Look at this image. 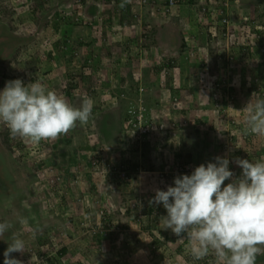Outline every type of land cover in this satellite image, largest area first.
I'll list each match as a JSON object with an SVG mask.
<instances>
[{
  "label": "rangeland",
  "instance_id": "1",
  "mask_svg": "<svg viewBox=\"0 0 264 264\" xmlns=\"http://www.w3.org/2000/svg\"><path fill=\"white\" fill-rule=\"evenodd\" d=\"M41 1L42 11L35 7L34 0H0V90H3L9 80L21 79L25 84L39 80L47 88L64 96L74 106V102L79 103L78 99L81 101L86 94L93 102L99 100L102 108L118 102L114 95H119L118 98L124 100V94L129 101V95L123 88L120 89L123 83L121 81L126 78L127 72L137 76L146 68V71L150 70L151 67L146 66L140 71L137 61H142V51L151 54L152 43H148L145 37H130L122 24L112 29L111 24L104 21L106 15H103L101 10L92 15L89 12L90 7L86 9V6L94 0H85L79 6L74 3L76 0ZM194 1L192 3V0H188L183 5H187L188 11H191L189 16L196 20L189 19L188 23L179 24L181 30L175 26L174 28L182 34L184 29L188 28L189 38L195 40L191 42L192 45L197 46L199 52H203L205 43L208 42L206 39H209L210 27L204 20L206 11L204 15L201 14V6L206 4L204 9L210 10L211 4L214 6L217 2L216 6H219L220 3L219 0L213 3H210L211 0H199L201 3ZM227 5L228 16L221 15V19L224 17L228 22L226 29L216 33V38L211 39L209 44L221 51L225 50V47L231 50V46L235 44L245 47L242 55L235 54V58L240 59L241 65L238 67L243 68H240L243 75L246 73L245 67L250 69L246 65L247 62L260 60L259 51L254 57H251L250 53L247 54L250 43H247L246 38L249 40L247 36L252 32L250 24L255 26L257 22L264 26V0H250L247 5L243 4V0H228ZM235 12H238L236 17ZM56 13L65 14L66 17L57 22L58 28L54 29L52 24ZM32 14H35V17ZM138 14L142 18L144 10H139ZM201 15L202 17H199ZM245 16V24L240 23V26H237L235 18L239 17L241 21ZM191 34L193 36L190 37ZM254 38L252 37V40ZM234 50L232 52L235 53L237 48ZM229 52L231 51L227 50L222 53ZM166 55L167 52L163 56ZM157 59L160 61L162 58ZM211 59L208 58L209 61ZM146 64L147 62L143 66ZM252 69L244 76L248 77L247 81H254L258 85L264 73L263 65L261 70ZM151 72L153 73V70H150ZM145 73L143 72L142 76ZM80 74L84 77L73 78ZM70 76L72 77L69 78ZM200 78L202 77L199 76L197 81L195 79L199 91L203 95L209 91L210 98L214 99L216 92L208 86L207 76ZM154 81L158 79H152V82ZM144 82L143 79L141 83ZM129 87L131 88L130 85ZM249 92L250 97L244 96V90L235 93L229 109L219 113L223 116L219 119L223 129L219 137L227 148L225 156L230 158L229 169L234 172L235 177L242 173V169L233 162L235 158L253 162L264 158V138L245 135L237 127L242 116H238L236 103L244 100L248 104L250 100L254 102L257 97H264V82L262 90ZM127 100H124L126 105ZM210 102H207L209 106ZM219 106L223 108L221 104ZM97 108L98 111L101 110L100 107ZM204 111V117L207 119V105ZM169 116L167 118L170 119ZM93 119L94 117H91L86 125L77 126L57 140L41 141L39 144L13 137L7 126L0 123V222L12 223L10 230H15V236L25 241L26 249L23 253H12V256L21 260L22 264H216L212 255L203 260H193L187 252L186 239H179L170 229H161L162 217L167 215L166 209L162 204L150 202L157 188L167 190L169 185L174 186L171 178H158L156 169L161 170L159 173L165 172V175L176 177L179 174H176V170L181 166L189 163L190 175L195 167L205 164V159H202L205 151H200L201 142L194 137L196 132L187 128L177 134L172 130L164 132L152 122L149 129L153 133L147 131L138 134L128 128L130 130L109 139L108 143L106 136L101 131H96L97 126L92 123ZM85 137H88L86 146L82 141ZM182 138L186 140L188 147L186 142L185 146L181 147ZM63 146H66L67 150L77 148L76 154L61 156L59 151L63 152ZM214 149L213 153L217 156L218 153H223L219 152L216 146ZM83 155L88 157L80 158ZM96 155L110 160V166L102 165L99 159L94 158ZM148 160L155 162L156 167H151ZM132 163L137 166L133 167ZM112 164L118 168L115 174L110 172ZM107 174L115 177L113 188L107 186L106 189V183L103 184L101 180L105 177L103 175ZM114 177L110 178L113 180ZM93 181L101 183L102 196L91 192ZM22 184L24 188L19 189ZM150 205L160 208L155 211L156 222L153 219L155 214H143ZM86 208L88 211H85ZM35 209L37 213L34 218ZM101 209L102 213L99 212ZM138 217L144 224H149V227L142 229L135 221ZM37 220L44 222L42 227L37 224ZM94 223H98L96 225L99 229L103 227L101 230H105V233H93L96 226ZM34 227L40 228L42 243L37 241L39 235L34 234ZM41 229L47 239H43ZM164 231L167 238L163 237ZM114 232H119L118 236L107 243L109 235ZM153 239L159 240L162 249L160 256H155L152 246L150 247ZM124 240L130 242L127 247L132 246L130 257L127 259L121 257L125 248ZM1 243L4 244L2 249L8 247L6 240ZM261 260L257 263L264 264ZM0 264H4V261Z\"/></svg>",
  "mask_w": 264,
  "mask_h": 264
},
{
  "label": "clouds",
  "instance_id": "2",
  "mask_svg": "<svg viewBox=\"0 0 264 264\" xmlns=\"http://www.w3.org/2000/svg\"><path fill=\"white\" fill-rule=\"evenodd\" d=\"M187 1L178 0L169 6V0H163L159 8L163 15H167L174 7ZM153 2L155 5L157 1L145 0L137 5V13ZM92 3L101 11L104 10L101 0ZM201 14L205 12L201 11ZM137 15L139 18H134V23L139 24V35L146 38L153 27L148 24L141 26V17ZM204 20L210 27V15L205 14ZM143 29L150 32L144 34ZM138 89L137 96L129 101L122 93L127 100L125 110L129 116L123 123V133L130 130L128 128L138 134L145 133L137 127L136 116L140 112L143 113L144 125L149 127L155 122V127L164 132L172 130L177 134L193 124L192 120L182 114L174 121L155 117L146 106L143 88L139 86ZM139 105L143 110H139ZM93 107L94 102L90 97L83 96L77 107L39 80L27 84L21 79L9 80L0 90V123L7 126L13 137H20L32 144L57 140L77 126L86 125L92 117ZM128 121L131 123L126 126ZM242 123L245 135L264 138V97H257L254 102L250 100L244 108ZM198 126L201 130L202 126ZM148 132L153 133L150 129ZM233 162L242 169L239 177H235L229 169L230 161L226 156H217L215 162L200 164L190 175L182 173L176 177L171 176L174 186L169 185L167 190L157 188L150 201L162 204L166 209L167 215L162 217L161 229H170L179 239H186L187 252L193 260H203L212 255L216 264H256L257 257L264 255V158L254 162L235 158ZM111 167L118 169L115 164ZM103 176L101 180L103 184L106 183L105 188H113L112 183H108V180L106 182V175ZM226 180L230 182L225 184ZM12 227L11 222H0V236ZM25 251V241L14 235L4 251V264H22L12 253Z\"/></svg>",
  "mask_w": 264,
  "mask_h": 264
},
{
  "label": "crops",
  "instance_id": "3",
  "mask_svg": "<svg viewBox=\"0 0 264 264\" xmlns=\"http://www.w3.org/2000/svg\"><path fill=\"white\" fill-rule=\"evenodd\" d=\"M154 1H157L155 5L153 2L152 5H148L144 8V16H142L140 22L141 26H145L146 24H148L151 25V27H153L156 30L155 31L152 28L151 33H149L146 36V40L148 41V43H152L151 45L153 46L152 47L153 51H151V54L148 53L147 51L145 52L142 51V54L140 56L142 57V61H137L139 62V64H137L138 65L137 68L140 71L146 66H148L151 67L150 70H153L154 74L152 72L150 73V70L146 71L147 68L143 71L146 72L143 76H142L143 72L137 76L133 73L130 74L129 72H127L128 74L126 78H123V80L121 81V83L122 82L123 83L121 84L122 86L120 87V89L123 88V90L126 91V93L129 95V99H132L134 96H137V94L139 93L138 87L141 86L143 88L142 94L144 96L146 106L148 107L149 110H152V112L156 115L155 117L158 118L162 117L164 120H168L169 118H167V116L170 115L169 117L171 121H174L177 117H179L182 114L187 116L190 120L193 119L192 120L193 124H190L189 126H195V127L197 126L196 129H198L199 128L198 125L202 127H204L205 125V128L201 127V130L205 132V139L209 144L214 145V147L211 150L212 151L211 154L205 152V156H202V159H205V165H206L207 162L209 161L212 162L215 161V157H217V154L213 153V151L215 150L214 149L215 146L217 150H219V152L220 151L223 152V153H218V156H221V154L225 156V151L227 148L225 147L224 143L221 141V138L219 137L220 133H222L221 130H223L220 127V123L222 121L219 119H222L223 116H221L219 113H223L226 110H228L230 104H232V101H230V103H226L225 101L224 102L217 101L216 103L213 99L210 98L211 94L209 91L207 93H204V95L201 94L202 92L199 91L195 79L197 81L199 80L200 75L204 77L205 74L208 79L207 80L209 83L208 86L211 87L212 77L211 75H209L208 70L212 65V61H209L210 59L208 60V58L209 57L211 58V55L225 52L227 50L231 52L235 51L234 49H236L238 46H236V44L235 46H231V50H229V48L226 47L225 50L222 49V51L216 50L214 49L215 46L213 44L212 45L209 44L211 43V39H206L208 42L205 43L206 44L205 50L203 52H199L197 46H193L191 43L193 41L195 42V40L189 38L190 30H188V28L184 29L183 31L184 34L178 33V30L174 28V26L178 27L179 24L188 23L187 21H189V19L196 20V18H191V16H189V14H191V11H188L187 5L180 4L179 6L174 7L169 14L163 15L159 8L162 0H154ZM193 2L195 1L192 0V3ZM249 2L250 0L249 1L243 0V4L245 5H247ZM253 2H258V0H253ZM199 3L201 2L199 1ZM253 9L254 7H252L251 10ZM120 13L122 12L120 11L117 14L113 12V14L109 17L110 18L109 24H111L112 29H114L115 26L117 27L120 24L119 22ZM235 13H236L235 14L236 17V15H238L237 14L238 12ZM235 21L236 23H238L237 26H240V23H242L239 17H237V19L235 18ZM133 22L132 25L126 26L125 29L126 33H128V35L132 38L135 36L141 37L139 35L140 33L139 24H135ZM249 28L251 29L252 32L251 34L249 33L247 36L249 37V40L248 38H246L247 43H250V45L248 46L249 52L247 54L250 53V56L254 57V55L257 56L258 54V50H257L258 48L256 43L257 39L255 40V38H257V36L264 35L263 34L264 26L263 24H261V29L257 31L254 29V25L252 26L250 24ZM179 29L181 30L182 28ZM185 36H188V38H185ZM191 36H193V34H191L190 37ZM252 37H255L254 40H252ZM187 49H189L192 53H190V51ZM166 52L167 55L163 56L165 55ZM253 52L255 54H253ZM236 53H238V50L235 52V54ZM157 57L159 59L161 57L162 59L158 61ZM184 58H190V59H184ZM259 59L260 60L256 62L250 60V62H247L248 64L246 65H248L250 69L254 67L255 69H252V71L261 70L260 68L262 67V65L264 68V58L260 56ZM146 62L147 64L143 66V64H145ZM242 63L244 64L245 62ZM239 65H241L240 59L239 62L236 61V64L233 68L235 70L234 74L236 75V77L240 79V81L234 84L235 89L231 90V95L233 96L235 95V93L238 94L237 92L240 91L241 88L246 87L248 82L247 81L248 77L246 78L244 75H246V73L250 69L243 66L246 69V73L242 75L240 72L241 71L240 68L242 67H238ZM143 79L145 81L143 83L144 85L141 83ZM152 79L153 80L158 79V81L152 82ZM201 81L202 80H200V82ZM129 85L131 86V88L129 87ZM243 90L245 91V89ZM86 96L88 95L86 94ZM109 96L112 97V95ZM124 100L118 102L117 104H111L107 108H102V105L101 103H99V100L98 101L94 100V107L92 109V117H94V119L92 120V123L96 124L97 126L96 131L98 132L101 131L103 135L106 136V139H108L107 141L108 143H110L109 141L111 139H114L116 135L122 134L124 132L123 125L121 123V118L125 114V107H126V102ZM208 100L211 101L210 106L207 104ZM78 102L79 103L74 102L76 104L75 106L80 105L81 102L80 99H78ZM220 104L223 106V108L219 106ZM205 105H207L208 114H209L208 117H206L207 119H205L203 113V111L205 110ZM236 105L237 108L239 109L238 116L239 115L243 116L244 108L247 106V103H245L244 100H242L239 103H236ZM218 106L220 107L221 110H223V112H217ZM97 107H100L101 110L98 111ZM225 117L226 114H224V118ZM239 122L240 124H242L241 130L243 131L242 119H240ZM93 136H95V134ZM189 136H191V134H189ZM195 136L196 135L194 133V137ZM86 138L88 137L83 138L85 141L82 140L83 145L85 146H86L85 142H87ZM94 139L95 137L93 138V140ZM183 139L184 138H182V140ZM173 146L178 148V146L176 145ZM173 154H177V153H173ZM228 159L230 160V158ZM237 173L239 174V172ZM228 182L230 181L226 180L225 184H227ZM20 188L21 189L24 188V185H21L19 189ZM259 257L260 260L262 259L261 261L263 263L264 255L261 256L259 255ZM257 260L260 261L259 259ZM256 264L259 263L256 262Z\"/></svg>",
  "mask_w": 264,
  "mask_h": 264
},
{
  "label": "trees",
  "instance_id": "4",
  "mask_svg": "<svg viewBox=\"0 0 264 264\" xmlns=\"http://www.w3.org/2000/svg\"><path fill=\"white\" fill-rule=\"evenodd\" d=\"M35 2V7H37L39 10L41 9V11L43 10L42 7H43V1L41 0H34ZM85 0H76L74 3H76V6H79V5H82V3H84ZM164 2H167V0H164ZM228 2V0H227ZM210 3H212V1H210ZM221 4L219 6L216 7V19L215 17L213 18L214 21H215V32L216 33H219V32H222V30H225L226 27H225V24L221 23L220 20H221V15L222 16H228V12L227 11V6H222L220 7ZM90 7V8H89ZM205 7H206V4H205ZM89 8V12H91L92 15H94L96 12H99L100 9L98 6L95 5V3H91L89 5L86 6V9ZM34 9H32V12L34 13L33 11ZM122 12L120 13V19H119V22L120 24L124 25V26H130L132 25V22L134 21V15L133 13L131 12L130 10V4L127 2V0H105L104 1V10H102L101 12L103 13V15H106L105 18H104V21L107 22V24H109L110 22V16L112 15L111 13L114 12V13H118V12ZM231 11V10H230ZM35 15V14H34ZM33 14L32 16L35 17ZM65 14H60V13H56L54 14V22L52 24V26H54V29H57L58 25H57V22L65 19ZM242 23H244V18L241 19ZM134 23V22H133ZM234 31V29H232ZM256 31L258 29H255ZM259 34V33H258ZM208 38L209 39H214L216 38V35L212 36L211 33L209 32L208 34ZM263 37L264 35H260V36H257V40H256V43L259 44V48H258V51L260 52L261 56L264 58V40H263ZM255 43V44H256ZM243 47L241 44H238V47H237V50H238V54L239 56L242 55L244 53L243 51ZM237 54V53H236ZM211 61H212V65L210 67V69L208 70V73L209 75H211L212 77V80H211V87L214 88L215 92H216V97L213 99L216 103L217 101L218 102H226V103H230V101H232L233 99V95H231V90H234V84L237 83V80L240 81V79L238 77H236V75L234 74V66L236 64V61L239 62V58H235V53L233 52H229V53H216L214 55H211ZM217 65H218V68H217ZM264 70V68H263ZM207 73V75H208ZM72 76H70L69 78H71ZM80 78V77H84V75L82 76V74H80L79 76H75L73 78ZM263 82H264V73L263 75L260 77V83L257 85L254 81H248L247 84H250L248 87H244V88H241V90L245 89V96L247 97L248 95H250V90H253V91H260L262 90V85H263ZM252 84V85H251ZM247 86V85H246ZM247 88V89H246ZM240 90V91H241ZM238 91V93L240 92ZM242 94V93H241ZM117 97V101L120 102L122 101V99L118 96L119 95H114ZM117 102V103H118ZM116 103V104H117ZM217 111L218 112H223L220 107L217 108ZM129 116H127L126 114V110H125V114L124 116L121 118V123L123 125V123L128 119ZM241 126L242 124H239L237 125L238 128L241 129ZM188 130H193L195 131V137L197 139L200 140L201 142V146L199 147L200 148V151H205V152H208L209 154L212 153V148L214 147L213 144H209L206 139H205V132L202 131V130H199V129H196L195 126H189L187 127ZM188 132V131H187ZM116 138V136H115ZM66 141V139L64 140ZM63 141V142H64ZM185 142L186 140L183 139L182 143H181V147L183 148V146H185ZM67 143V141L65 142ZM68 145V144H67ZM213 145V146H211ZM186 146L188 147V143L186 142ZM66 146H63L61 149L63 150L62 151H59L60 152V155L61 156H65L67 154V156H71V155H75L76 154V150L77 148H71L70 150H67L65 148ZM71 152L72 154H69V152ZM74 156H72L73 158ZM85 157H88L86 155H83V156H80V158L82 159H85ZM74 158L77 159V157L75 156ZM94 158H96L102 165L104 164V166H110V160L106 159V158H103L101 156H94ZM150 161V160H148ZM184 164H186L184 162ZM132 165L134 167H136L137 165H134L132 163ZM131 165V166H132ZM149 165L151 167H154L155 165V162H149ZM112 169L110 170V172L112 174H115L118 169H114L113 167H111ZM161 170L160 169H156L155 173L158 174V178H170L171 175H165V172H161L159 173ZM106 175V182L108 180V183H112L114 180H115V177L114 175ZM110 177H114L113 180L112 178ZM23 185V184H22ZM101 188V189H99ZM91 192L93 193H96V194H99V196H102L103 193L101 192L102 191V185L101 183L100 184H97V181H93L92 183V187H91ZM162 207V205H161ZM156 209H160L159 207H156V206H148L143 212L144 215L147 214V215H150L151 213L154 215L155 214V211ZM85 211H88V208H86ZM36 213H37V210L35 209L34 212H33V216L35 218L36 216ZM156 214L154 215L153 219L154 221L156 222ZM38 218H39V213H38ZM30 220L31 217H30ZM37 224H40L41 227H42V223H44L42 220H37ZM135 221L137 222V224H139L141 226V228L143 229V227H146L148 228L149 227V224H144L143 223V220L138 217V218H135ZM38 227H40L39 225H37ZM38 227H34V234H38V238H37V241L39 242H43V240L41 239V236H40V228ZM126 228V227H125ZM42 230V229H41ZM47 233H49V231L47 230ZM119 232H114V233H111L109 235V238L107 239V243L108 241H112V240H115V238L118 236ZM163 237L164 238H167V233L166 231H164L163 233ZM15 235V230H9L7 232L4 233L3 236H0V262H3L4 261V251L5 249H2L3 248V243H1L2 240H6L7 241V245L9 243L12 242V239H13V236ZM42 237L43 239H47L46 237V234L44 236V231L42 230ZM159 240L158 239H153L150 243V247L152 246V251L154 253L155 256H160L161 254V245L160 243H158ZM129 241L127 240H124L123 241V245H124V251L121 252V257H124L125 259H127L128 257H130V252L132 251V246L131 247H127L129 246ZM7 248V247H6ZM109 253V252H108ZM261 256V255H260ZM257 259L260 260V257L258 256ZM129 260V259H128ZM163 264V263H162ZM205 264V263H204Z\"/></svg>",
  "mask_w": 264,
  "mask_h": 264
},
{
  "label": "built area",
  "instance_id": "5",
  "mask_svg": "<svg viewBox=\"0 0 264 264\" xmlns=\"http://www.w3.org/2000/svg\"><path fill=\"white\" fill-rule=\"evenodd\" d=\"M102 1V5H103V3H104V1L105 0H101ZM144 1L145 0H127V2L130 4V10H131V12L133 13V15H134V18H136V19H138V13H137V5H141L142 3H144ZM178 0H169V6H171V5H174L176 2H177ZM212 1V3L213 2H215V0H211ZM136 2V3H135ZM137 2H138V4H137ZM219 3L221 4V6L220 7H222L223 5L224 6H227V4H228V2H227V0H219ZM216 5H218L217 4V2H215L214 3V6H213V4L211 5V9L209 10V8H208V10H205L204 9V7H202V9H201V11L202 12H205L206 11V14H208V15H210V17H211V26H210V30H209V32L211 33V35L212 36H214V35H216V32H215V27H214V25H215V21H214V17H216ZM244 18V20L246 21L247 20V17L245 16V17H243ZM222 21H221V23H223V24H225V25H227L228 24V22H227V20H226V18H222L221 19ZM254 28L255 29H259V28H261V26L260 25H258V23L256 22L255 23V26H254ZM144 34H147V33H149L150 31L148 30V29H143V31H142ZM224 35H226V33H224ZM229 35H231V34H229ZM235 43H237V41L235 40ZM205 75V74H204ZM200 77H203L202 75H200ZM142 109V107L139 105V110H141ZM143 110V109H142ZM136 121H137V127H138V129H139V131L140 132H147V131H149V127H148V125H144L143 123H144V118H143V113L142 112H140V113H138V115L136 116ZM131 123V121H128L127 122V124H126V126H128L129 124ZM133 125H135V124H133ZM177 173H179V174H182V173H186V174H188V173H190V170H189V166H187V165H185V166H181V167H179L177 170H176V174ZM99 212L100 213H102L103 212V210L101 209V210H99ZM99 217H100V215H98ZM100 223L101 222H99V224L98 225H100ZM98 225H96V226H98ZM95 228V227H94ZM103 227H100V229L99 228H95V230H93V232L95 233L96 231H99V232H101ZM102 233H105V230H103L102 231Z\"/></svg>",
  "mask_w": 264,
  "mask_h": 264
}]
</instances>
